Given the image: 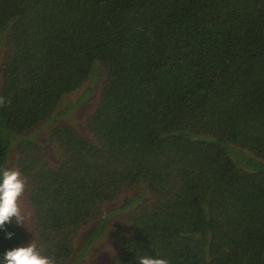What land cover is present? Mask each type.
Masks as SVG:
<instances>
[{
	"label": "trees",
	"instance_id": "1",
	"mask_svg": "<svg viewBox=\"0 0 264 264\" xmlns=\"http://www.w3.org/2000/svg\"><path fill=\"white\" fill-rule=\"evenodd\" d=\"M3 35L0 167L16 145L44 254L67 264L84 232L85 254L124 202L107 264H264V0H0ZM96 80L89 137L32 141ZM8 231L0 254L26 244Z\"/></svg>",
	"mask_w": 264,
	"mask_h": 264
},
{
	"label": "rangeland",
	"instance_id": "2",
	"mask_svg": "<svg viewBox=\"0 0 264 264\" xmlns=\"http://www.w3.org/2000/svg\"><path fill=\"white\" fill-rule=\"evenodd\" d=\"M4 35L0 37V68L6 52V43L3 39ZM102 74L104 71L101 69ZM0 74V86H1ZM104 80L89 81L84 84L79 90L65 96L56 113V119L50 123L44 122L28 131L26 134L35 142H44L49 139L50 132L53 127L57 125H69L79 130L84 136L89 137L85 131V122L87 116L97 106L101 87ZM46 123V124H45ZM17 146L15 145L10 158L9 167L16 168L14 162V153ZM238 148V147H237ZM241 149V148H239ZM238 149V150H239ZM248 155L253 156L251 152L244 151ZM232 156V155H231ZM233 160H237L232 156ZM238 163V162H237ZM139 195V201L135 206L146 202L150 198V192L145 186L137 188L129 195L131 200ZM20 206L25 213V223L23 227H17L22 233L24 240L27 243L30 241L36 242L37 233L34 224V213L27 201L26 193L20 198ZM124 202H115L108 204L103 212V217L108 216L107 229L105 234L99 241L82 254V243L85 232L80 236L75 253L67 264H107L108 260L117 253L118 248L115 240L114 225L120 222L130 211H118L123 206ZM89 230V229H88Z\"/></svg>",
	"mask_w": 264,
	"mask_h": 264
},
{
	"label": "clouds",
	"instance_id": "3",
	"mask_svg": "<svg viewBox=\"0 0 264 264\" xmlns=\"http://www.w3.org/2000/svg\"><path fill=\"white\" fill-rule=\"evenodd\" d=\"M10 104V99L0 95V108ZM26 183L18 169L0 167V232L5 234V239L11 240L14 236L8 231L9 226L22 228L25 223V213L19 201L25 193ZM0 264H60V261L55 256L44 254L36 242L30 241L5 249L0 254ZM137 264H171V261L160 254L153 257L143 253L138 254Z\"/></svg>",
	"mask_w": 264,
	"mask_h": 264
}]
</instances>
